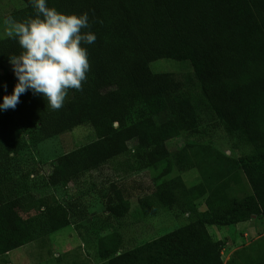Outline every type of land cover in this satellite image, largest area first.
Wrapping results in <instances>:
<instances>
[{
	"label": "trees",
	"instance_id": "trees-1",
	"mask_svg": "<svg viewBox=\"0 0 264 264\" xmlns=\"http://www.w3.org/2000/svg\"><path fill=\"white\" fill-rule=\"evenodd\" d=\"M22 2L6 19L35 15L30 0ZM47 6L87 13L90 28L82 31L93 32L96 40L84 45L90 64L86 80L80 90H68L60 109L27 92L14 110L0 111V258L72 226L70 210L53 194L37 195L22 175L15 157L29 142L19 138L21 132L47 122L66 131L94 130L93 142L51 162L43 187L64 190L121 158L131 141L138 143L136 169L166 164L159 177H167L172 173L168 143L210 119L209 131L223 126L248 154L229 158L207 146L191 160L182 149L175 156L178 166L197 167L203 182L187 188L181 177L166 180L154 196L156 207L173 210L180 192L188 221L126 251L118 234L100 239L97 264H225L224 240L214 239L210 228L236 231L254 217L264 219V0H47ZM21 52L15 39L0 41V102L17 82L5 69L9 57ZM160 60L189 62L201 95L191 96L172 73H154L151 64ZM242 191L244 197L237 198ZM112 193L106 213L123 219L130 201L116 187ZM204 197L202 212L195 202ZM147 204L142 208H155ZM247 250L264 256V238L244 248L238 263L264 264V257L256 262ZM231 261L227 264H235Z\"/></svg>",
	"mask_w": 264,
	"mask_h": 264
},
{
	"label": "rangeland",
	"instance_id": "rangeland-1",
	"mask_svg": "<svg viewBox=\"0 0 264 264\" xmlns=\"http://www.w3.org/2000/svg\"><path fill=\"white\" fill-rule=\"evenodd\" d=\"M22 7V0H0V41L8 38L4 34L6 16ZM189 68H191L189 62L174 60H160L151 64L154 73H172L184 84L185 90L191 93V96L197 97L201 93L196 82L190 78L193 75ZM5 69L13 73L10 63ZM3 73L4 71L0 70V86ZM210 123L212 121L207 119V122L203 121L197 130L182 131L178 138L168 143L172 173L167 177H159L166 164L158 168L137 170L134 151L138 143L131 141L128 143V152L121 158L99 171L81 176L64 190L43 187L44 179L51 171L50 164L58 157L93 142L96 139L94 130L84 126L66 131L54 126L52 122H47L21 132L19 138L29 142L28 148L15 157L22 175L31 186H34L37 195L53 194L70 210L72 226L1 257L0 264H72L74 261L97 264L100 261L97 253L100 239L118 234L123 239L126 251L183 226L188 221L189 212H186L180 192H177L178 204L173 210L156 207L154 196L157 187L166 180L181 177L187 188L196 187L203 182L195 161L193 163L195 169L181 170L175 159L176 154L185 148L189 159L193 160L194 151L211 146L219 154L238 159L250 151L238 139H231L223 126L209 131ZM33 134L38 136L36 142L31 144L30 138ZM114 187L121 190L131 204L130 213L123 219L106 213L108 198L113 196ZM243 193L245 192H237V198L242 199ZM205 200L204 197L195 202L202 212L207 210ZM148 202H152L155 208L152 210L148 209L149 206L146 209L142 208V204L148 205ZM2 203L4 198L0 192V205ZM210 233L214 239L224 240L225 248L222 251L224 263L232 260V263L234 261L238 264L244 261L242 258L245 255L240 254L244 252V248L264 238V219H258L254 223H243L236 231L231 228H210ZM229 242L231 243L228 245ZM245 253L256 262L264 257L260 252L251 250ZM229 256L230 259L227 261Z\"/></svg>",
	"mask_w": 264,
	"mask_h": 264
},
{
	"label": "clouds",
	"instance_id": "clouds-1",
	"mask_svg": "<svg viewBox=\"0 0 264 264\" xmlns=\"http://www.w3.org/2000/svg\"><path fill=\"white\" fill-rule=\"evenodd\" d=\"M35 15L23 20L9 17L5 35L15 39L22 49L9 57L16 83L11 94L4 95L0 111L15 109L21 95H42L47 106L60 109L69 89L80 90L90 69L84 45L95 42L87 13L65 14L47 6V0H30ZM7 91V85L4 86Z\"/></svg>",
	"mask_w": 264,
	"mask_h": 264
},
{
	"label": "crops",
	"instance_id": "crops-1",
	"mask_svg": "<svg viewBox=\"0 0 264 264\" xmlns=\"http://www.w3.org/2000/svg\"><path fill=\"white\" fill-rule=\"evenodd\" d=\"M258 219L256 218V219H253V220H251L250 222L251 223H254V222H256ZM249 223V222H248ZM239 226H241V225H239ZM219 240V239H218ZM231 242H229L228 243V245L230 244ZM234 244V242L232 243V245ZM236 251V250H235ZM229 259H230V256H229V258L227 259V261H229Z\"/></svg>",
	"mask_w": 264,
	"mask_h": 264
},
{
	"label": "water",
	"instance_id": "water-1",
	"mask_svg": "<svg viewBox=\"0 0 264 264\" xmlns=\"http://www.w3.org/2000/svg\"><path fill=\"white\" fill-rule=\"evenodd\" d=\"M255 218V217H254Z\"/></svg>",
	"mask_w": 264,
	"mask_h": 264
}]
</instances>
